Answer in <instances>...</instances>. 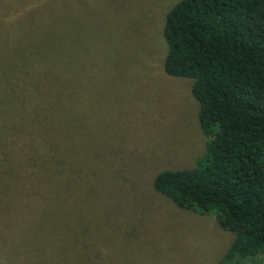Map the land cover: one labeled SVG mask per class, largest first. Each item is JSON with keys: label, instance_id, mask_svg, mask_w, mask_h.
Here are the masks:
<instances>
[{"label": "rangeland", "instance_id": "1", "mask_svg": "<svg viewBox=\"0 0 264 264\" xmlns=\"http://www.w3.org/2000/svg\"><path fill=\"white\" fill-rule=\"evenodd\" d=\"M177 1L0 0V64H16L28 42L61 65L52 84L35 87L37 101L53 94L37 119L66 125L63 154L91 168L86 197L54 174L44 183L19 174L0 182V264H222L233 234L214 215L180 208L152 187L161 170L194 167L208 139L193 81L163 69L165 17ZM1 93L0 114L13 109ZM243 262L264 264V256Z\"/></svg>", "mask_w": 264, "mask_h": 264}, {"label": "trees", "instance_id": "2", "mask_svg": "<svg viewBox=\"0 0 264 264\" xmlns=\"http://www.w3.org/2000/svg\"><path fill=\"white\" fill-rule=\"evenodd\" d=\"M163 36L164 72L193 81L199 124L208 139L194 167L161 170L152 187L180 208L214 215L220 227L233 234L222 264H246L244 260L264 256V0H178L167 12ZM19 50L23 58L16 64L8 58L0 64L1 71L8 72V78L1 75L0 102L3 91L10 94L5 102L13 106L0 114V134L12 128L0 135V182L19 174L28 182L44 183L54 174L75 196L86 197L85 173L91 168L86 161L74 165L63 154L67 147L58 138L65 136L66 125L37 119L38 106L47 103V97L52 103L53 94L37 101L35 92L40 93L42 82L52 84V73L63 68L49 60L38 43L27 42ZM16 99L18 105L12 102ZM7 114L20 129H14L16 123L8 122ZM30 125H41L43 133ZM14 167L26 170L15 173ZM41 234L52 235L46 229ZM91 254L95 258L97 252Z\"/></svg>", "mask_w": 264, "mask_h": 264}]
</instances>
